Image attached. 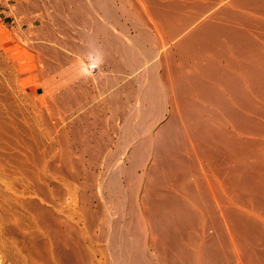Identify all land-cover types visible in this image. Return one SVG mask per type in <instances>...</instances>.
<instances>
[{
  "label": "bare ground",
  "instance_id": "bare-ground-1",
  "mask_svg": "<svg viewBox=\"0 0 264 264\" xmlns=\"http://www.w3.org/2000/svg\"><path fill=\"white\" fill-rule=\"evenodd\" d=\"M60 1L65 22L53 17L52 24H66L67 28L60 31L64 37L58 34L59 39L50 29L52 41L47 45L41 41L49 58L44 68L47 66L55 75V79L51 78L52 97L84 104L75 94L77 91L73 93L75 84L67 85L75 80L68 81L65 69H61L65 74L59 71L60 67H70V62L75 65L70 54L82 53L86 61L84 77L81 75L92 83L88 94L91 102L104 101L100 117L106 121V130L117 131V77L133 89L132 79L125 73L126 62L120 63L118 54H162L158 61L160 72L154 75L151 71L145 78L146 87L141 84L135 107L146 115V102L161 98L164 90V113L156 111L163 114L162 121L154 124L147 138L133 141V149L120 156L112 177L101 181L98 189L100 175L91 169L99 153L94 148L100 150L103 144L91 147L87 137L81 143L83 199L89 204L82 216L86 220L87 215L95 216L103 242L104 229L108 228L105 238L113 248V263L264 264V22L227 11L211 0ZM229 2L234 7L254 6L264 13V0ZM59 5L57 2L55 9ZM237 7L235 10H239ZM247 28L261 36L263 42L249 37L251 31L248 36ZM82 87L79 88L84 90ZM103 148L109 150L111 145ZM95 197L98 202L109 198L115 214L118 209L121 217L101 215L107 206L94 205ZM55 221L56 226L61 220ZM61 225L60 230L48 231L53 243L61 249L71 247V258L73 255L82 264L87 263L82 261L87 258L92 264L91 253L84 254L86 240L78 238L73 246V225ZM210 230H216V238L208 233Z\"/></svg>",
  "mask_w": 264,
  "mask_h": 264
},
{
  "label": "rangeland",
  "instance_id": "rangeland-1",
  "mask_svg": "<svg viewBox=\"0 0 264 264\" xmlns=\"http://www.w3.org/2000/svg\"><path fill=\"white\" fill-rule=\"evenodd\" d=\"M56 1L61 4L59 5L61 7L58 6L59 9H55L54 7L55 4H57ZM56 1L10 0L9 6L12 9L11 15L15 16V19L4 18L0 15V264H78L79 260H75L73 255L71 258V247H65V249L62 247L61 249V246L58 247L57 244L55 245V243H53V236L48 232H52L53 229L60 230L59 226L63 223L66 224V226L69 224L71 226L73 225L75 228L74 230L72 227L75 233H70L72 230H68L71 235L73 234V246L76 244L75 242H78L76 241L78 238L81 239V237H83L86 240L84 254L88 253L89 255L91 253L90 255L93 256L92 264H114L112 245H110L105 238L108 233V228L105 227L104 229L105 234L103 235L105 241L103 242V239L101 240L102 233H100L97 227L98 220L95 219V216L87 215V220L85 216H82L89 204H87L86 201L84 202L83 199L84 190L82 183L84 178L82 176L84 173V166L81 157V143H83L82 140L84 137H87L89 142L92 141L90 142L91 147H95L98 143H101L103 144V146H101L102 148L105 146V148L107 147L106 149H109L111 145L109 150L100 148V151L99 148L96 147L94 148L95 151L92 148L95 152H99L96 154V158L94 157L95 165H93L91 169V172L95 173L97 176L100 175V182H98V180L96 181L98 189L100 186L99 183L101 184L105 180L108 181L110 176L112 177L120 156L122 157L124 152H130L133 149L135 143L133 141L147 138L148 135L154 131V126L162 121L163 114L161 113L160 115L156 112L161 110V112L164 113L166 107V93L162 89H160V92L162 90V94H160L161 98L159 96V99L155 101L146 102L148 108L146 115L145 112L141 114L135 108L138 105L137 93L140 91L141 87L145 86L143 84L146 80L145 78L151 75V71L154 75L156 71V74L160 72L161 68L160 66L158 67V65L162 59V56H160L162 54L154 52L118 54V61L120 63L126 62L125 73L132 79L130 80L133 89H130V86H127L128 84H125V82L123 84V82H121L122 79L117 77L119 89L117 95H120L119 98L117 96V103L119 105L117 113L118 118L116 121L117 131L106 130V121L102 115L100 117L101 108L104 107V101H99V104L98 102L97 104H93L91 102L93 99L88 95L91 93L90 89H92V83L86 82L85 78H83L85 73L82 70H84L83 68L85 67L86 60L82 53H69L71 61L74 59V63L77 66L75 67L73 62H70L71 65L74 66L70 65L69 67L68 65L67 68L69 70L66 67H60L59 71L62 72L65 69V73L68 71V81L69 79L75 80L71 83L69 82L67 85L72 86L75 84V88H72V90L74 89L73 93L77 91L78 93L76 92L75 94L77 96L79 94L78 98L79 100L83 99L84 104L82 103L83 105H81V101H77V104L73 103L78 105L79 108L83 107L82 109H84V111L81 108H77L73 103H65V101H61L62 99L58 97H56V99L52 97V86L54 85L51 82V78L55 79V75L53 76V72L49 70L47 66L44 68L46 65L45 62H47L49 58L42 46L44 43L46 45L50 43V35L52 34L49 35L48 33H52L53 31L57 36L60 34L59 36L63 38L64 36H62L63 34H61L60 31L67 28H65L66 24L64 26L58 25V27L52 24L53 17L58 20L63 19L62 22H65L64 16L60 14L63 3H61L60 0ZM211 2L214 5L226 7L227 11L242 14L249 18L252 17L251 19H255L258 23L261 21L260 23L263 24L264 22V13L262 12L263 14H261L254 6H252L254 9H252L251 6V8L247 6L248 9L246 6L237 7V5H235L237 9H239L235 10L236 7L231 5L232 2L230 1V3L229 0H221V2L220 0H211ZM222 2L224 5L221 4ZM231 6L234 9H232ZM125 10L128 9L125 8ZM18 13H21V15H18ZM44 25L46 26L44 27ZM53 27L55 28L53 29ZM56 30H59V33ZM248 31L250 32L251 30L247 28L246 32L249 33ZM250 33L251 36H249ZM250 33L247 35L251 38L253 37V40L256 39L258 42H263L261 36L259 37L254 33L252 34V31ZM59 36L58 38L60 39ZM37 40L39 42H37ZM44 40L46 42H44ZM76 42L82 44L80 41ZM56 50L59 52L58 49ZM77 56H80V60H78ZM72 67L73 69H71ZM81 67L82 69H80ZM72 70H74V72ZM41 71L42 73L40 74ZM45 73L47 75H45L44 78ZM70 76H76L78 79H76V77H73V79ZM81 81L85 82L80 84L82 83ZM84 85L85 87L89 85L90 88H85ZM80 86L84 90H81V88H79ZM130 91H132L131 96L128 95ZM26 92H29V94ZM85 103L89 106L87 107ZM122 104L125 106L126 113L122 110L124 109ZM150 108H152V110ZM131 113L133 114L131 115ZM96 114L98 115L96 116ZM158 114L160 117L157 116ZM51 130L53 132H51ZM130 142H132V144ZM107 144L110 145L108 146ZM129 146H131V148ZM60 168L63 175H61L59 171ZM141 171V168L138 169L140 174L142 173ZM95 199L93 198L94 205L106 203L107 209H105V211L103 210L101 215L104 213L107 215L109 214V216L116 215L114 217L115 219L121 217L118 213V209L115 214L114 205L108 200L109 198L107 202L103 200L98 202L99 199L97 200L96 197ZM106 210L108 212H106ZM45 212L46 214H44ZM49 214L54 219L57 217L55 219L56 221L61 220L58 221V223L61 222V224H58L54 220L57 223L56 227L55 223H53V218L51 219V217L48 216ZM84 214L86 215V213ZM89 219L91 220L89 221ZM46 220L49 221L46 222ZM64 224L61 226H64ZM66 226L64 227L65 229L67 228ZM211 230L208 231V233H212L211 236L216 238V230ZM190 232L191 230H189V233ZM47 247L51 248L53 251L48 248L50 252L48 253ZM84 259L82 260L84 261L83 263H88L86 260L87 258ZM79 264H82L81 261H79Z\"/></svg>",
  "mask_w": 264,
  "mask_h": 264
},
{
  "label": "crops",
  "instance_id": "crops-1",
  "mask_svg": "<svg viewBox=\"0 0 264 264\" xmlns=\"http://www.w3.org/2000/svg\"><path fill=\"white\" fill-rule=\"evenodd\" d=\"M10 0H0V15H2V17L4 18H13L15 19L13 15H11L12 13V9L10 8ZM20 11V10H19ZM21 12V11H20ZM18 15H21V13H18Z\"/></svg>",
  "mask_w": 264,
  "mask_h": 264
}]
</instances>
